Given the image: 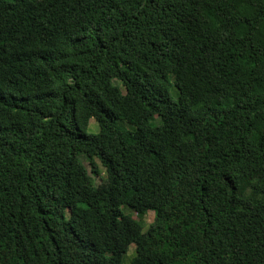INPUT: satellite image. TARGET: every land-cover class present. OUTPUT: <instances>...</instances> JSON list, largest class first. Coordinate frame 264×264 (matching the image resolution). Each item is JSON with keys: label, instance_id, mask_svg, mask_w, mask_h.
Returning a JSON list of instances; mask_svg holds the SVG:
<instances>
[{"label": "trees", "instance_id": "trees-1", "mask_svg": "<svg viewBox=\"0 0 264 264\" xmlns=\"http://www.w3.org/2000/svg\"><path fill=\"white\" fill-rule=\"evenodd\" d=\"M131 244L264 264V0H0V264Z\"/></svg>", "mask_w": 264, "mask_h": 264}, {"label": "rangeland", "instance_id": "rangeland-1", "mask_svg": "<svg viewBox=\"0 0 264 264\" xmlns=\"http://www.w3.org/2000/svg\"><path fill=\"white\" fill-rule=\"evenodd\" d=\"M173 97L176 99V96H175V93H173ZM99 130V126L98 124L95 122L94 119H92L90 121V125H89V128H88V132L89 133H97ZM84 164L86 165L87 169L91 172V167L90 165L84 160L83 161ZM98 164V167H99V170H100V175L99 176H96V175H93V180H94V185H99L101 182H102V178L105 177L106 175V172H105V168L99 163L97 162ZM122 211L125 213L126 210H127V207L126 206H122ZM135 216V215H134ZM154 217H155V214L154 212L150 211L147 216H146V224H151L153 221H154ZM146 229V227H145ZM135 255V245L134 244H131L128 248V252L124 258V261H123V264H130V261H131V258Z\"/></svg>", "mask_w": 264, "mask_h": 264}]
</instances>
